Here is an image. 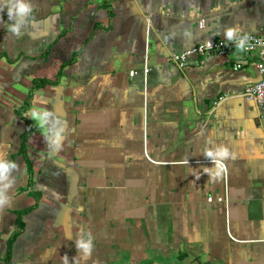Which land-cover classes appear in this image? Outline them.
Masks as SVG:
<instances>
[{"label": "crops", "instance_id": "0c3cea01", "mask_svg": "<svg viewBox=\"0 0 264 264\" xmlns=\"http://www.w3.org/2000/svg\"><path fill=\"white\" fill-rule=\"evenodd\" d=\"M25 2L18 35L0 0V158L17 165L0 264H264V111L241 96L258 57L171 61L261 35L264 0Z\"/></svg>", "mask_w": 264, "mask_h": 264}, {"label": "built area", "instance_id": "2783aa9c", "mask_svg": "<svg viewBox=\"0 0 264 264\" xmlns=\"http://www.w3.org/2000/svg\"><path fill=\"white\" fill-rule=\"evenodd\" d=\"M200 27H204V21L200 22ZM247 37V38H246ZM241 36L230 41L226 40H206L198 46L189 49L180 54H172L171 61L178 67L183 69L189 62L190 58L199 59L200 64H205L207 60L212 58H227L234 52H241L244 55L256 54L258 57L257 70L260 75V80L257 84L248 87L241 95L248 101H253L257 104L261 112L264 111V31L258 36ZM243 41L240 49L237 45ZM237 65L236 68H240ZM224 99L220 98L218 103ZM218 103L215 105L217 106Z\"/></svg>", "mask_w": 264, "mask_h": 264}, {"label": "clouds", "instance_id": "9594fccd", "mask_svg": "<svg viewBox=\"0 0 264 264\" xmlns=\"http://www.w3.org/2000/svg\"><path fill=\"white\" fill-rule=\"evenodd\" d=\"M31 13V4L28 2H25V0H14V3L11 7L7 8V15L9 19H12L13 15L17 17V23L9 25V31L14 32L16 34H20V23H22L25 19L26 14ZM239 30V27H237L236 31ZM233 31L234 29L229 28L226 30V36L228 39L233 38ZM247 38V37H246ZM243 41L240 42V44L237 45V48L240 49L242 46ZM49 112L44 111L42 115H38L37 113H33V118L37 120L39 126L48 134L46 136V139L48 141V145L50 148H52L53 145H55L57 148L61 147V138L63 135V132L61 129H49L46 128L45 125L48 120ZM209 156H221L224 158L223 161H218L219 167L222 169L225 167V161L230 158L231 153L229 151L228 146L221 145L218 147L215 153L212 151H207L206 153ZM51 155V153H50ZM17 167L16 163L9 162L5 158H0V182L7 181L8 179V173L10 169ZM207 171V169H206ZM9 187L8 183H2L0 184V204L7 201V196L5 195V190ZM77 247L83 248L85 250L86 254H90L91 252V244L90 243H84L83 241H77ZM66 261V258H65Z\"/></svg>", "mask_w": 264, "mask_h": 264}, {"label": "trees", "instance_id": "16d2710c", "mask_svg": "<svg viewBox=\"0 0 264 264\" xmlns=\"http://www.w3.org/2000/svg\"><path fill=\"white\" fill-rule=\"evenodd\" d=\"M23 222H19V231L16 232L12 238L10 239L9 243H8V249H9V252H11V249H12V245L14 244V241L16 240V238L18 237V235L21 233V231L23 230Z\"/></svg>", "mask_w": 264, "mask_h": 264}]
</instances>
